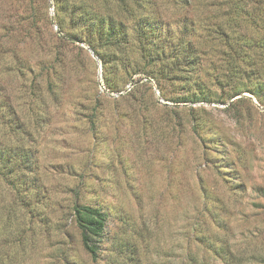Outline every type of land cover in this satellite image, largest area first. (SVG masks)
I'll use <instances>...</instances> for the list:
<instances>
[{
	"label": "rangeland",
	"instance_id": "374dc122",
	"mask_svg": "<svg viewBox=\"0 0 264 264\" xmlns=\"http://www.w3.org/2000/svg\"><path fill=\"white\" fill-rule=\"evenodd\" d=\"M242 1L152 0L146 15L193 27L201 68L164 78L158 65L110 92L97 58L60 31L54 0H0L1 112L24 133L4 127L8 114L0 141L20 139L35 159L15 184L0 176V264H264V67L253 50L232 59L226 38L242 32ZM251 1L246 10L264 11ZM191 74L204 101H191ZM77 205L106 215L95 258Z\"/></svg>",
	"mask_w": 264,
	"mask_h": 264
},
{
	"label": "trees",
	"instance_id": "16d2710c",
	"mask_svg": "<svg viewBox=\"0 0 264 264\" xmlns=\"http://www.w3.org/2000/svg\"><path fill=\"white\" fill-rule=\"evenodd\" d=\"M54 1L57 11L63 14L57 22L60 31L67 41L85 45L97 58L103 83L110 92L118 91L125 84L132 82L134 76L155 77L153 68L158 65L164 67L160 71L164 78L172 76L175 70L196 71L201 68L203 54L201 46L187 39L193 27L186 24L174 31L171 26L161 23L152 11L146 15V5L152 4V0H114L112 5L108 4V0H102V8L90 6L81 0ZM181 1L186 4L189 2V0ZM248 2L256 4L251 0L235 3L236 15L232 19V26L240 28L242 32L239 34L233 31L232 35L226 36L230 39L228 50L235 55L232 59L240 58V61L244 59L243 50L258 52V57L262 61L260 64L264 67V26L262 25L264 16H261L264 11H260L257 7L246 10L245 5ZM64 26L69 29H65ZM249 27L254 32L246 34ZM192 76L193 74L185 84L186 88L193 90L191 101H204L206 93L202 89L201 81L198 76L195 75L194 78ZM48 84L52 85L50 82ZM260 86L263 85H255L254 88L248 89L258 101L262 98ZM0 96V118L4 119L8 114H12L13 118L10 119L11 117L8 116L7 123L3 120L4 127L14 134L23 135L21 124L17 117L15 118L14 112L7 111L8 114L1 112L7 110L9 105L5 103L4 96L1 94ZM19 140L15 139L16 145L13 146L0 141V176L10 184L16 183L10 179L13 172L23 174L33 173L34 170L31 166L35 161L33 152L19 146L17 144ZM31 181L25 188L32 189L35 186V179ZM73 210L82 246L95 258L97 252L95 242L98 243L106 215L100 209L88 205H77Z\"/></svg>",
	"mask_w": 264,
	"mask_h": 264
}]
</instances>
